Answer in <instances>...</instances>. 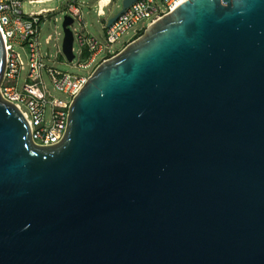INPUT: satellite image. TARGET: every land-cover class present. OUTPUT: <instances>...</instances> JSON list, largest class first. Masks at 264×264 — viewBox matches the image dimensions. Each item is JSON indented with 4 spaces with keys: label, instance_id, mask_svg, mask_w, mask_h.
<instances>
[{
    "label": "water",
    "instance_id": "obj_1",
    "mask_svg": "<svg viewBox=\"0 0 264 264\" xmlns=\"http://www.w3.org/2000/svg\"><path fill=\"white\" fill-rule=\"evenodd\" d=\"M5 55L0 32V84ZM0 264H264V0L151 22L93 69L56 144L0 95Z\"/></svg>",
    "mask_w": 264,
    "mask_h": 264
},
{
    "label": "built area",
    "instance_id": "obj_2",
    "mask_svg": "<svg viewBox=\"0 0 264 264\" xmlns=\"http://www.w3.org/2000/svg\"><path fill=\"white\" fill-rule=\"evenodd\" d=\"M47 0H29L30 3ZM180 0H136L126 7L118 17L107 26L109 17L101 24V38L91 34L86 26L82 10L84 0H69L65 5L64 15L73 19L69 28L73 35V59L77 57V66L88 70V74L78 75L59 69L55 64L66 56L57 45V35L50 34L43 40L41 29L56 9H40L31 13L23 12V0H0V32L5 47V69L0 84V95L12 102L24 115L31 130L32 141L40 146L56 144L61 140L66 128L68 109L73 97L83 87L93 69L115 52L110 51L113 43L129 30L134 35L123 44L122 48L135 39L147 25L173 9ZM184 1V0H182ZM100 0L96 13L104 15ZM81 4V5H80ZM50 14V15H49ZM54 21L56 17L53 16ZM147 21L141 29H135ZM77 23L78 28L73 25ZM54 40V57L45 45ZM76 44V48L74 47ZM44 45V46H43ZM68 60V59H67ZM59 93L58 98L51 94L48 86Z\"/></svg>",
    "mask_w": 264,
    "mask_h": 264
},
{
    "label": "rangeland",
    "instance_id": "obj_3",
    "mask_svg": "<svg viewBox=\"0 0 264 264\" xmlns=\"http://www.w3.org/2000/svg\"><path fill=\"white\" fill-rule=\"evenodd\" d=\"M69 0H47L44 2H38V3H30L29 0H23V12L31 13L34 11H38L40 9H56V12L51 15L47 19V22L42 26L41 29V34H42V39L48 34L52 36V38L56 37V33H59L57 35V45L61 49L62 41H63V29H62V21H63V16H64V11H65V5ZM122 1L123 0H112V2L104 7V15L98 16L96 13V5L98 4V0H84V4H82V10L85 15V22L88 31L93 34L94 36L101 38V24L104 19L107 17H111L115 15L122 7ZM158 1V0H157ZM81 5V4H80ZM50 15V14H49ZM53 16L56 17V21H54ZM147 21H144V23H140L135 27V29H141L146 25ZM75 29L78 28V24L75 23L73 25ZM134 35V31L131 29L127 33L123 34L120 39L113 43L110 47L111 52L119 51L122 49V46L125 42H127L132 36ZM54 40L50 41L49 45H45L49 51V53L54 57L56 47H54ZM44 46V45H43ZM74 47L76 48V44H74ZM77 64V57L69 63L67 58L66 61L65 59H62V62H57L55 65L63 70V71H68L71 73H75L78 75H84L86 76L88 74V70L79 67L76 65ZM48 89L51 91V94H53L55 97L61 98L62 96L53 91L51 89V86H48Z\"/></svg>",
    "mask_w": 264,
    "mask_h": 264
},
{
    "label": "bare ground",
    "instance_id": "obj_4",
    "mask_svg": "<svg viewBox=\"0 0 264 264\" xmlns=\"http://www.w3.org/2000/svg\"><path fill=\"white\" fill-rule=\"evenodd\" d=\"M108 1H109V0H100V4H101V5H104V4L108 3ZM181 2H182V0L178 1L176 5H178V4L181 3Z\"/></svg>",
    "mask_w": 264,
    "mask_h": 264
},
{
    "label": "trees",
    "instance_id": "obj_5",
    "mask_svg": "<svg viewBox=\"0 0 264 264\" xmlns=\"http://www.w3.org/2000/svg\"><path fill=\"white\" fill-rule=\"evenodd\" d=\"M142 32H143V31H140L136 37H138L139 35H141V34H142ZM136 37H135V38H136Z\"/></svg>",
    "mask_w": 264,
    "mask_h": 264
}]
</instances>
